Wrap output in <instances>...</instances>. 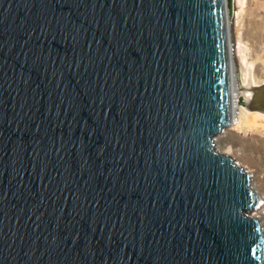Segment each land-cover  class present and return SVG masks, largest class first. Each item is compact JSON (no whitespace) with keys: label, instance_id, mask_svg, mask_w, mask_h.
Listing matches in <instances>:
<instances>
[{"label":"water","instance_id":"95a60500","mask_svg":"<svg viewBox=\"0 0 264 264\" xmlns=\"http://www.w3.org/2000/svg\"><path fill=\"white\" fill-rule=\"evenodd\" d=\"M231 0H0V264H264Z\"/></svg>","mask_w":264,"mask_h":264},{"label":"rangeland","instance_id":"374dc122","mask_svg":"<svg viewBox=\"0 0 264 264\" xmlns=\"http://www.w3.org/2000/svg\"><path fill=\"white\" fill-rule=\"evenodd\" d=\"M227 25L238 90L244 89L243 79L246 85L248 80L264 81V0H231ZM236 104L245 112H257ZM213 139L216 142L213 147L219 153L231 157L236 165L250 173L251 188H256L264 200V123L261 119L249 126L231 124ZM260 223L264 230V215Z\"/></svg>","mask_w":264,"mask_h":264},{"label":"bare ground","instance_id":"6f19581e","mask_svg":"<svg viewBox=\"0 0 264 264\" xmlns=\"http://www.w3.org/2000/svg\"><path fill=\"white\" fill-rule=\"evenodd\" d=\"M227 30H228V25H227ZM228 40H229V37H228ZM229 46H230V52H229V56H230L229 57V59H230V82H231L232 88L235 90H238V87L236 86V74H235V67H234V62H233V57H232V52H231L232 49H231L230 42H229ZM243 81H244L243 85H245L244 88H248L250 83H253V82H250V80H248L247 85H246L244 79H243ZM235 110L237 111V113L235 114V111H234V114H233L234 119H233V122L231 124H234L237 126L240 124H245V125L249 126L251 124H255L260 119H261V122L264 123V115H262V114H259L257 112L256 113L255 112H252V113L245 112L243 109L238 108V106L235 107ZM214 144H216V142L213 139V145ZM213 145H212V148L215 151H217L216 150L217 148H214ZM248 174L250 175V173H248ZM249 186H250V183H249ZM250 189L256 194L257 202H256V206L253 209H251V211L248 213V215L251 217H257L258 222H259L260 227H261L260 219L264 215V200L256 188H254V187L251 188V186H250ZM261 230L264 234V230L262 227H261Z\"/></svg>","mask_w":264,"mask_h":264}]
</instances>
